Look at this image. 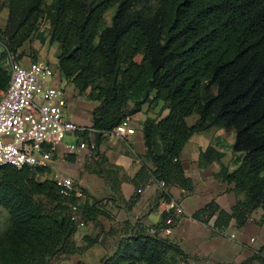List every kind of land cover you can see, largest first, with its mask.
I'll list each match as a JSON object with an SVG mask.
<instances>
[{
  "label": "trees",
  "instance_id": "16d2710c",
  "mask_svg": "<svg viewBox=\"0 0 264 264\" xmlns=\"http://www.w3.org/2000/svg\"><path fill=\"white\" fill-rule=\"evenodd\" d=\"M4 7L1 61L4 50L17 53L34 34L42 43L58 44L57 72L79 96L97 103L91 125L96 147L142 105L161 102L168 110L157 124L143 125L144 158L151 166L142 165L134 182L154 178L166 190L191 193L181 151L193 134L222 129L234 134L239 164L231 173L222 167L219 177L244 200L230 214L212 203L200 214L217 213L214 227L221 229L232 219L242 227L253 211L264 210V0H0V10ZM42 25H48L45 32ZM9 79L0 63V93ZM200 157L211 162L221 156L208 148ZM41 175L27 167L0 166V208L7 213L0 264H52L98 243L85 236V245H76L78 230L68 208L78 205L83 220L94 222L101 214L98 201L67 203ZM162 197L157 192L156 200ZM200 214L193 218L201 220ZM177 256L184 254L167 239L139 230L100 264H178Z\"/></svg>",
  "mask_w": 264,
  "mask_h": 264
},
{
  "label": "crops",
  "instance_id": "0c3cea01",
  "mask_svg": "<svg viewBox=\"0 0 264 264\" xmlns=\"http://www.w3.org/2000/svg\"><path fill=\"white\" fill-rule=\"evenodd\" d=\"M8 9L0 10V31L6 26ZM43 29L48 25H42ZM60 50L58 44H49L45 40L25 42L17 51V60L22 66H29L37 61L46 62L56 72L57 58ZM1 54V50H0ZM51 86L62 87L66 97V115L68 120L77 126L91 129L92 111L97 103L79 96L74 87L62 79L56 72L52 79L47 80ZM153 95L149 97L151 100ZM133 104H128V111ZM168 115L162 103H146L137 113L131 116L135 133L123 139L113 134H104L97 144L94 153L85 155V167L70 174L76 179L78 187L84 191L85 200L94 201L96 197L109 196V201L97 203L101 214L94 222L86 221L85 227L75 235L77 246H84L83 237L97 238L98 243L84 250L82 254L68 257L61 256L52 264H100L102 259L109 257L116 246L132 234L144 231L167 239L179 248L184 256H177L178 264H258L252 259L264 260V210L256 209L242 227H237L232 219L226 227L215 228L217 213L208 218L200 214L208 204H213L219 211L230 214L237 202L244 196L234 191V185L219 177L222 167L228 173L238 166L239 154L232 151L234 134L222 129L212 128L193 134L184 145L180 162L184 175L193 185V191L187 193L179 187H170L167 192L176 208L169 214L156 200L155 187L145 189L151 181L134 182V178L142 165L150 168L144 158L146 148L143 136V125L146 121L157 124ZM81 139L95 138V133L88 131ZM73 138L65 140L73 143ZM208 148L220 154L219 161L206 162L202 157ZM56 154V161L59 160ZM72 160L68 163H72ZM58 170V163L55 164ZM102 170V171H100ZM79 178V179H78ZM141 193H138V191ZM91 201V202H92ZM200 214L201 220L193 218ZM172 218L175 226L170 236L162 233L164 222ZM234 236V239L230 238ZM172 256V255H169Z\"/></svg>",
  "mask_w": 264,
  "mask_h": 264
},
{
  "label": "built area",
  "instance_id": "2783aa9c",
  "mask_svg": "<svg viewBox=\"0 0 264 264\" xmlns=\"http://www.w3.org/2000/svg\"><path fill=\"white\" fill-rule=\"evenodd\" d=\"M4 51L1 64L8 70L10 79L5 91L0 93V166L27 167L33 172L48 174L47 179L55 184L67 203L70 199L85 201L84 192L70 172L82 169L85 155L96 150L94 140L81 139L83 134L94 131L68 120L64 89L47 82L57 70L54 72L44 61L22 66L16 53ZM111 133L118 139L133 135L135 128L131 116L123 117ZM69 137L73 138V143L65 142ZM70 160L72 163H68ZM152 187L163 195L159 202L169 214L176 206L170 200L164 182L151 178L145 189ZM68 208L69 218L77 230L84 228L85 221L78 205L68 204ZM174 226L172 218H167L163 235L170 236ZM230 238L234 239V236L230 235Z\"/></svg>",
  "mask_w": 264,
  "mask_h": 264
},
{
  "label": "rangeland",
  "instance_id": "374dc122",
  "mask_svg": "<svg viewBox=\"0 0 264 264\" xmlns=\"http://www.w3.org/2000/svg\"><path fill=\"white\" fill-rule=\"evenodd\" d=\"M89 2H91V1H97V0H88ZM113 15V10H111V11H109L106 15H105V21H104V24L105 25H108L109 24V22H110V18H111V16ZM40 32H45L44 30L45 29H43V27L41 26L40 27ZM36 39V37H35V34L33 35V36H31V38H30V41H34ZM38 40V39H37ZM39 43L40 44H42V42H40L39 41ZM3 49V45H2V43L0 42V50H2ZM2 61H1V59H0V63H1ZM53 70H54V68H52ZM54 72H55V70H54ZM74 142V140H71V142ZM47 176H48V174H42V176H41V179H45V178H47ZM79 179V178H78ZM95 199V201H100V202H104L105 200L106 201H109V196H107V195H103V196H100V197H96V198H94ZM36 201L38 202V204H40L42 207H46V208H48V203L45 201V200H43V199H41V198H38V199H36ZM6 227H7V213L5 212V211H3L1 208H0V234H2L5 230H6ZM56 260H58V258L57 259H55V261ZM54 261V262H55Z\"/></svg>",
  "mask_w": 264,
  "mask_h": 264
}]
</instances>
